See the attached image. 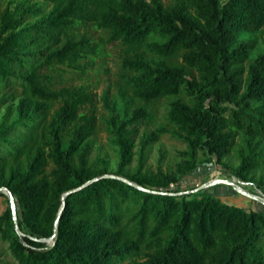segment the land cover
I'll use <instances>...</instances> for the list:
<instances>
[{
  "label": "trees",
  "instance_id": "obj_1",
  "mask_svg": "<svg viewBox=\"0 0 264 264\" xmlns=\"http://www.w3.org/2000/svg\"><path fill=\"white\" fill-rule=\"evenodd\" d=\"M44 1L53 4L52 10L41 23L23 31L14 32L19 23L17 13L10 8L4 11L0 86L18 73L22 94L28 99L57 100L61 93L44 84L41 68L54 64L78 67L80 60L97 52V47L87 37L68 39L41 65L32 66L20 51L25 43L22 32L53 42L82 21L94 22L112 32V42H122L131 50L149 45L165 58L180 55L198 74L190 76L184 67L177 66L154 69L138 58L135 68L140 73L133 78L136 98L151 103L183 91L192 97L191 104L177 100L171 105L168 121L177 129L155 130L143 138L144 146L171 132L187 144L186 156L197 170L201 166L197 165L199 151L207 162H220L238 132L264 137V54L246 71L242 63L252 45L241 39L242 34H254L264 27V0H228L225 4L220 0H181L182 4L173 7H165L160 0ZM152 37L158 40L148 42ZM65 92L61 122L85 121L75 130L72 152L93 132V121L79 114L80 106L92 102V97L85 89ZM146 115L140 110L125 115L119 124H110L120 157L113 176L119 178L95 172L85 161L75 166L70 152L63 148L60 129L55 132L54 151L49 155L54 168L46 174L45 159L31 155L38 147L43 122L37 110L27 111L0 128V182L16 200L21 231H16L9 207L0 217V236L10 243L18 264H115L116 259L143 248L149 250L143 264H264V249L260 247L264 212L230 205L204 189L180 195L178 190L167 189L176 183L174 174L142 172V165L127 180L153 192L120 179L124 165L132 158L137 125ZM20 131L31 140H19ZM246 144L236 169L244 181L264 161L261 141L249 139ZM103 176L110 177L96 180ZM73 190L77 191L65 198L57 241L49 245L47 240L54 234L61 210L53 200ZM131 200L139 202L140 208L136 222L127 229L120 209Z\"/></svg>",
  "mask_w": 264,
  "mask_h": 264
},
{
  "label": "rangeland",
  "instance_id": "obj_2",
  "mask_svg": "<svg viewBox=\"0 0 264 264\" xmlns=\"http://www.w3.org/2000/svg\"><path fill=\"white\" fill-rule=\"evenodd\" d=\"M146 1L150 2L151 0ZM160 1L165 7L182 4L181 0ZM220 2L225 4L228 0H220ZM7 8H10L11 12L17 13L16 17L19 23L14 32H18L41 23L52 10L53 4L44 0H0V28L1 17ZM20 10L25 11V13L20 14ZM188 11L193 13L191 9ZM22 33L25 43L20 47V51L28 57L32 66L41 65L52 50L60 49L68 39L79 40L82 37H87L97 47V52L80 60L78 67L54 64L41 68L40 73L45 76L44 84L51 91L61 93L57 100L45 103L28 99L22 94V80L18 73H15V76L6 85L0 86V128L18 119L27 111L32 113L37 110L41 115L43 122L39 130L38 147L31 152V155L32 157L39 155L45 159L46 174H50L54 168V163L49 155L54 151L56 130L60 129L64 150L70 152L75 130L85 122L80 119L72 123L61 122L59 112L64 105L65 91L68 89H85L91 95L92 102L81 105L79 114L90 118L94 123V129L91 136L84 139L78 148L70 152V161L75 166H79L82 161H85L87 166L95 172L116 175L120 165V157L115 137L109 130L110 124H119L125 115L131 116L135 112L143 110L147 115L137 125L138 132L134 138L135 145L132 149V158L123 167V174L121 175L123 178H131L142 165V172L156 173L158 170H162L165 173L174 174L176 183L167 189L178 190L180 193L204 189L218 195L223 202L230 205L264 212V203L254 201L236 190V186H240L246 192L264 198V161H260L257 167L250 172L248 181L240 179L236 174V169L241 164V156L246 152V141L250 139L253 143L261 141L264 144V137H251L243 131L238 132L232 140L233 144L228 154L220 162H207V157L199 151L197 165L200 164L201 166L197 170L192 169L186 156L187 144L182 139L173 136L171 132L163 134L153 143L143 145V138L159 128H165L169 131L176 130L177 127L168 121L171 105L177 100L191 104L192 97L183 91L151 103L139 100L133 93V78L140 73L136 70L135 63L138 58H141L144 63L154 69L164 66L184 67L190 76L197 77V72L187 67L180 55L165 58L149 45L131 50L122 42H112L110 30L98 28L94 22L88 21H82L66 29L59 36V39L53 42L46 39H33L28 36L27 32ZM241 39L250 42L252 45L249 49V56L242 63L247 71L249 65L264 54V27L254 34H242ZM157 40L158 37H152L148 42ZM24 73L25 75L28 74L27 68H25ZM17 138L19 140H31V137H24L23 131L18 133ZM218 180L232 181L236 186L215 184L205 187L206 184ZM0 188H5L3 181L0 182ZM58 203L61 208H65L66 202L63 197L54 198L53 204ZM9 207L8 193L1 192L0 217ZM139 208L140 204L135 200L121 206L123 226H126L127 229L136 222L135 215ZM260 247L264 249V237ZM148 251L143 248L139 253L124 259H116L114 263L143 264L147 260ZM0 264H18L12 255L10 243L3 240L1 236Z\"/></svg>",
  "mask_w": 264,
  "mask_h": 264
},
{
  "label": "water",
  "instance_id": "obj_3",
  "mask_svg": "<svg viewBox=\"0 0 264 264\" xmlns=\"http://www.w3.org/2000/svg\"><path fill=\"white\" fill-rule=\"evenodd\" d=\"M104 177H110V176L99 177V178H97L96 180H98V179H100V178H104ZM111 177L119 178V177H117V176H113V175H111ZM120 179H123V180L126 181L127 183L132 184V185L138 187L139 189H142V190H145V191H151V190H149V189H146V188H143V187H141V186H138L137 184L132 183V182H130L129 180H127V179H125V178H121V177H120ZM215 184H227V185H230V186H236V184H235L234 182H232V181L218 180V181H213L212 183H210V184H208V185L206 184L205 187H206V186L215 185ZM198 190H200V189H197V190H195V191H189V192H187V193L189 194V193H191V192H196V191H198ZM236 190H237L239 193H241V194H243V195H246V196L250 197V198L253 199L254 201H261L262 203H264V198H263V197H260V196H257V195H252V194L246 192V191H245L244 189H242L240 186H236ZM75 191H77V190H73V191L68 192L65 196H63V200H65L66 196H68L69 194H71V193H73V192H75ZM1 192H7L8 195H9V199H10V207H11V209H12V215H13V219H14V223H15V228H16V231H17L18 233H21V231H20V227H19V220H18V213H17V204H16V200H15L13 194H12L10 191H8L6 188H0V193H1ZM151 192H153V191H151ZM154 193H156V192H154ZM179 194L182 195V194H184V193H179ZM63 210H64V207L61 208V210H60V212H59V215H58V217H57V219H56V221H55L54 234H53V236H52L50 239L47 240V242H48L49 245H53V244L56 243V241H57V237H58V229H59V223H60V218H61V215H62Z\"/></svg>",
  "mask_w": 264,
  "mask_h": 264
}]
</instances>
